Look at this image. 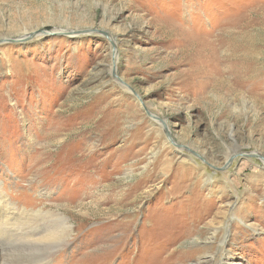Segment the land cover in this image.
<instances>
[{
    "label": "rangeland",
    "instance_id": "obj_1",
    "mask_svg": "<svg viewBox=\"0 0 264 264\" xmlns=\"http://www.w3.org/2000/svg\"><path fill=\"white\" fill-rule=\"evenodd\" d=\"M1 263L264 264V0H0Z\"/></svg>",
    "mask_w": 264,
    "mask_h": 264
},
{
    "label": "water",
    "instance_id": "obj_2",
    "mask_svg": "<svg viewBox=\"0 0 264 264\" xmlns=\"http://www.w3.org/2000/svg\"><path fill=\"white\" fill-rule=\"evenodd\" d=\"M33 35H34V34H33ZM30 36H31V35H30ZM114 62H115V61H114ZM116 70H117V69H116V66L114 65V66H113V72H114V75L116 76V78H118V75H117V73H116ZM119 81L122 82L123 84H125L121 79H119Z\"/></svg>",
    "mask_w": 264,
    "mask_h": 264
},
{
    "label": "bare ground",
    "instance_id": "obj_3",
    "mask_svg": "<svg viewBox=\"0 0 264 264\" xmlns=\"http://www.w3.org/2000/svg\"><path fill=\"white\" fill-rule=\"evenodd\" d=\"M4 202V201H3ZM43 222H41V224H42ZM2 264V263H1Z\"/></svg>",
    "mask_w": 264,
    "mask_h": 264
}]
</instances>
